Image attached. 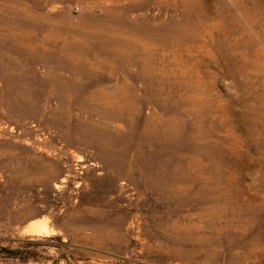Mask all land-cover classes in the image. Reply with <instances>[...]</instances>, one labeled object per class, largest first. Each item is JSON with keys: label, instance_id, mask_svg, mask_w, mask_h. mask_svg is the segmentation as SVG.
<instances>
[{"label": "rangeland", "instance_id": "obj_1", "mask_svg": "<svg viewBox=\"0 0 264 264\" xmlns=\"http://www.w3.org/2000/svg\"><path fill=\"white\" fill-rule=\"evenodd\" d=\"M0 264H264V0H0Z\"/></svg>", "mask_w": 264, "mask_h": 264}, {"label": "bare ground", "instance_id": "obj_2", "mask_svg": "<svg viewBox=\"0 0 264 264\" xmlns=\"http://www.w3.org/2000/svg\"><path fill=\"white\" fill-rule=\"evenodd\" d=\"M51 78V77H50ZM11 100V99H10ZM37 109V108H36ZM35 112V111H34ZM36 113V112H35ZM59 115V114H58ZM57 117H59V116H57ZM54 119V118H53ZM57 121V120H56ZM55 121V122H56ZM74 130V129H73ZM80 130V129H79ZM103 133V132H102ZM100 134V133H99ZM80 135V134H79ZM86 135H87V133H86ZM66 136V135H65ZM91 136V135H90ZM77 137V136H76ZM75 142V141H74ZM79 142V141H78ZM80 144V143H79ZM91 144V143H90ZM95 145V144H94ZM104 148V147H103ZM109 148V147H108ZM107 149V148H106ZM110 149V148H109ZM118 156V155H117ZM33 230V229H32Z\"/></svg>", "mask_w": 264, "mask_h": 264}, {"label": "built area", "instance_id": "obj_3", "mask_svg": "<svg viewBox=\"0 0 264 264\" xmlns=\"http://www.w3.org/2000/svg\"><path fill=\"white\" fill-rule=\"evenodd\" d=\"M77 10H79V7H77Z\"/></svg>", "mask_w": 264, "mask_h": 264}]
</instances>
